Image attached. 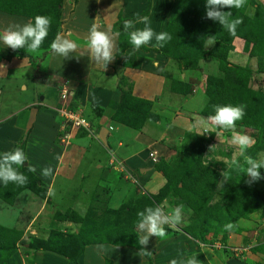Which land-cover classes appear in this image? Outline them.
I'll return each instance as SVG.
<instances>
[{"label": "rangeland", "instance_id": "374dc122", "mask_svg": "<svg viewBox=\"0 0 264 264\" xmlns=\"http://www.w3.org/2000/svg\"><path fill=\"white\" fill-rule=\"evenodd\" d=\"M32 1L43 2L41 0ZM179 2L180 0H178L176 9ZM105 4L103 3V5ZM95 5L94 0H61L60 13L55 15V8L53 9V19H51L48 36L35 54L28 53L23 48L13 51L0 42V64L7 65V70H0V129L5 127V131H7L0 130V153L21 147L29 157V162L37 169L35 173L25 170L24 167L20 169L28 177V183L23 187L13 183L8 185L0 183V233L3 232L2 230L6 231V233H2L0 240L5 238L12 243L16 236L19 237L15 242L16 250L13 252L19 256V259L14 261L15 263L21 259L31 261L32 254L37 251H52L64 256L57 251L61 250L74 255L76 251L72 252L65 248V243L69 239L73 240L76 234L79 236L76 240L83 244L100 242L117 245L121 242L119 234L127 230L133 236L132 242L136 244L138 236L141 235L137 230L139 219L137 213L147 207H154L162 203H166L169 208L183 204L185 206L183 221L175 228L165 225L168 233L167 240H177L178 235H184V228L194 224L196 218L205 213L204 208H215L218 209V212L210 220L203 239L199 240L187 234L196 244H200L199 251L192 249L193 251H189L187 257L197 256L200 264H216L220 260L223 263L231 261L235 250L225 245L232 233V228L226 230L225 225L233 223L232 225L236 224L235 226L240 229L239 220L246 219L251 222L250 227L247 225L248 228L244 227L241 231L235 232L245 236L246 244H251L254 240L257 242L264 240V206H260L255 211L244 210V215L236 217L233 210L232 213H229L228 208L226 209V205L233 206L234 203L232 204L230 198L223 192L226 179L229 177L235 183L264 193V180L261 179L249 186L245 182L247 177H244V172L238 167V165L243 168L247 167L244 163L247 157L254 159L264 157V150L255 151L254 149V144L259 140V131L236 123L234 129L221 132L218 138L215 133L217 129L208 121L209 116L205 115L202 109L199 118L195 117L198 119L197 122L192 125L187 122L174 123L181 129L171 134L165 132L161 138L162 148H155L157 145L152 148L151 151H157L152 157V164L156 171L161 172L158 175L159 178L151 175L144 180L140 178L137 171L132 170L131 172L129 170L131 168L127 164H120L119 160L117 161L114 157V160H111L112 158L107 155L108 151L106 152L105 143L107 144V142L104 143L98 139L100 123L99 117L96 118L95 111L101 116V120L107 121L109 117L111 118L112 113H115L111 108L112 101L108 103V106L93 105L90 109H84L81 102L85 94L92 96L93 99L101 96L102 89L100 83L97 82L99 76L94 73L90 76V86L87 85L89 70L86 65L91 57L90 52L86 51V49L89 51V35L85 36L84 34L89 33L88 25L94 20L101 28L115 33L114 25L122 19V13L116 5L103 7L100 13L96 10ZM41 10L42 7L36 11L35 16L41 15ZM151 10L150 3L139 5V9H137L138 12H141V17L147 16ZM144 12L146 14L143 15ZM232 12L236 15L241 13L242 17L246 16L250 21L258 16V12L259 15H264V0H246L243 8H233ZM30 13L34 15L33 11ZM130 19L135 20L136 16ZM30 20L32 19L29 16L0 10V32L16 25H23ZM256 23L251 22L250 25ZM189 30L192 34V27ZM210 32L208 31L201 46L194 41L193 36L190 37L182 51V54H186L184 51L191 49L186 54L187 59L178 62L170 58L177 63L178 76L182 71L188 72V85L194 84L196 82L194 79L199 80L200 77L205 79L203 84L206 85L207 75L226 76L227 71L219 68L218 61L207 56L198 57L201 53L200 49L207 52L213 47V45L205 47L209 37L216 41ZM57 35L67 36L78 44V49L71 53L72 58L65 59L51 51L50 45ZM129 40L130 37L125 34L124 42L123 40L122 42L130 44ZM262 44L264 45V43ZM115 45L114 55L118 56L117 52L121 47L119 36ZM248 51L249 48L246 47L245 40L235 37L232 39V50L228 52L227 59L236 66L234 69L239 68L238 66L248 69L247 72L240 70L236 73L246 81L249 90L264 93V72L257 70V61L264 60V56H250ZM92 61L95 62L91 59ZM136 64V62L129 61L125 66L130 68ZM95 65L93 69H96L99 74L105 71L103 66L96 62ZM168 68H161L159 74L166 77L172 89L180 90L181 86H176L173 75L171 77L170 73L166 71L170 70ZM175 77L177 76L175 75ZM128 79L124 75L122 84L123 88L131 93L132 83ZM104 85L110 86L111 84L107 82ZM62 95H64L63 98ZM63 104L81 110L93 132L79 127L70 132L69 139L62 136L63 131L60 127L57 109ZM33 107L37 108L38 113L32 126H28L30 111ZM145 108L143 106L140 109L143 112V110H147ZM148 110L146 113L153 114L151 109ZM122 111L124 110L121 107L115 116L124 118ZM151 114L145 120L139 115V118H131V121L139 123L140 127L147 119L149 121L157 119L155 115L156 118L151 117ZM205 128L209 129L207 133H205ZM201 133L204 134L201 135ZM87 134L92 135L91 139ZM240 136H248L254 141L253 145L243 152L233 140L234 137ZM202 138L208 139V144L201 160L205 166L218 173L215 190L209 195L204 187L205 184L203 186L197 182V188H188L186 182L183 181L189 177L197 164ZM80 142L82 145L86 144L87 149L94 151L90 158L91 161L85 165L82 163L80 166L84 167H78L77 172L76 169L74 170L77 166L75 163L72 169L67 168V173H62V168L56 164L59 160L57 149L61 148V153L67 151L68 153L64 154L65 157L67 156L73 161L80 153L79 149L73 145ZM45 160L53 168L54 177L45 178L41 175L40 162ZM160 162L162 163L159 169H163L164 172L157 168V164L160 165ZM173 170L184 175L180 180L183 182H177L173 178ZM58 172L59 174H57ZM262 172L264 173V168L261 169ZM156 179L158 180L155 181ZM159 180L161 181L159 182ZM192 199H195L194 203H196L198 212L189 205L190 203L187 204ZM203 201L204 203L201 205ZM76 215L84 218V221H75ZM224 216H227L228 220L220 224L221 218ZM5 218L10 220V226H5L2 222ZM150 239L154 243L147 245L146 249L151 252V255H144V262L154 264L151 257L153 255L152 248L155 247L156 250L164 239L155 236ZM50 240L56 246V251L35 250L32 246L38 242L44 243L43 246H46ZM134 244L132 246L136 247ZM202 247L207 252L205 257L200 250ZM207 247L211 250H207ZM244 253L245 251L238 257L242 258ZM135 256H131L130 259L136 260Z\"/></svg>", "mask_w": 264, "mask_h": 264}, {"label": "crops", "instance_id": "0c3cea01", "mask_svg": "<svg viewBox=\"0 0 264 264\" xmlns=\"http://www.w3.org/2000/svg\"><path fill=\"white\" fill-rule=\"evenodd\" d=\"M94 3L96 4V10L100 13L103 7L116 5L121 10L122 18L129 19L136 16V13H141L137 11L139 5L141 6L150 3L152 10L147 16L151 20L152 28L159 33L166 31L167 23L175 14L178 0H94ZM103 3L106 4L103 5ZM93 24L97 26L98 30H106L101 28V26H98L95 20L91 21L90 25H88V30H90ZM135 27L143 28L144 25L136 24ZM130 31H132V29H130ZM110 33L115 36V41H117L118 35L116 32ZM84 35L87 36L89 33ZM159 49L154 48L151 45H145L143 49L141 48L133 55L129 56V53L133 50V46L130 45L126 47L121 54L116 56V58L108 64V67L104 68L105 71L101 74H99L96 69H93L95 68L94 66H96L95 62H91V59H89L86 65L89 70L87 85L90 86V76L92 73L99 76L97 82H99L102 87L101 96L93 99L92 96L85 94L84 99L81 100L84 109H90L93 105H98L99 107L100 105L108 106L110 101H118L121 90L123 89L127 91L123 88L122 84V78L125 75L129 78L128 81L131 80L130 83H132L131 94L135 97L150 101L151 112L157 117V119L154 121H149L147 119L139 128H132L119 121L111 119L110 117L107 121L101 120V116L95 111L96 118L99 117L100 130L111 126V129H107L106 133L107 144L105 143V147L106 152L108 151L107 155L112 158L111 160L116 158L117 161L119 160L118 162L120 164H127L131 168L129 169L131 172L132 170L137 171L140 178L144 180L151 175H155V177L159 178L158 175L161 173L156 171L152 164L153 159L150 156V153H153L154 155L157 153V151H151L153 150L152 148L154 145H157L155 148L158 147V149H161V138H163L165 132L171 134L174 131L181 129L179 125L174 123L179 122L181 124L187 122L192 125V123L197 122L198 119H195V117L199 118L201 114L200 112L206 104L205 86L203 87V85H205L203 84L205 79L203 77H200L199 80L194 77L196 82H194L190 92H180L172 89L168 84L166 77L159 74L161 68L169 67L170 70L166 71L170 73L171 77L173 75V78L176 81H189L187 75L188 72L182 71L178 76L176 72L177 63L173 62V59H170L169 56L161 53ZM86 51L90 52L88 49H86ZM129 61L136 62V66L127 68L125 65L126 62L128 63ZM175 75L177 77H175ZM107 82L111 85H104V83ZM99 102L100 104H98ZM1 129L4 131L6 130L5 127ZM100 130L98 134H100ZM87 136L91 139L92 135L87 134ZM94 137L98 138L99 136ZM98 139H100V137ZM85 146L86 144L82 145L81 142L77 143V145H73V147L79 149L78 151L80 152L79 156L76 154L77 157L73 161L67 156L65 157L64 154L67 151L61 153L62 149H57L59 160L56 164L62 168V173H67V168L72 169L75 166V163L77 166H75L76 168H74V170L76 169L77 172L78 167H84L80 166L82 163L85 165V163L87 164L91 161L90 158L94 151L87 149ZM157 158L159 159L158 156ZM40 164L42 166L41 168L49 166L47 160L40 162ZM37 168L40 170L39 167ZM57 174H59V172ZM157 180L158 179L155 181ZM160 181L161 180H159V182ZM250 223L251 222L246 219H240L238 226L240 229H243L244 227L248 228L247 225L250 227ZM153 243L154 242L149 239L148 245ZM246 243L245 236L238 232H232L228 237L227 244L224 245L228 248H245L244 256L239 258L236 253H233L234 256L231 261L223 263L220 260L217 261L216 264H264V240H259L258 242L254 240L251 244ZM199 247L200 244H196V242H194V240H192L185 232L182 236L178 235L177 240H162L159 247L156 249L157 251L155 250V247L152 248V262L154 264H170L172 259H180L181 255L187 258L189 251L195 249H198L199 251ZM206 249L209 251L211 250L209 247ZM200 250H202L203 256L205 257L207 252H205L206 250H204V247ZM139 251L138 248L130 245L119 246L110 243L96 242L86 245L76 261H71L52 251H37L32 254L31 261L21 259V261L15 263L14 261L18 260L19 256L17 253H13L9 258L0 260V264H147L144 262L145 257L143 256V258L138 254ZM134 255H136V260L132 261L130 258Z\"/></svg>", "mask_w": 264, "mask_h": 264}, {"label": "trees", "instance_id": "16d2710c", "mask_svg": "<svg viewBox=\"0 0 264 264\" xmlns=\"http://www.w3.org/2000/svg\"><path fill=\"white\" fill-rule=\"evenodd\" d=\"M41 1L43 2L39 3V1L34 2L32 0H0V10L11 14L26 15L31 17L32 20L36 15V11L40 7H42V14L44 13V16H48L51 19H53L52 12L54 8L55 15L58 12L60 13L61 0ZM224 10L231 11L232 15L229 17L230 19L239 18L242 21V23L237 26L235 36L230 35L228 31L225 30L218 22L205 18L206 0H180L173 18L167 23L166 26L165 32H168L172 36V39L159 50L161 53L166 54L170 58H173L176 61L180 62L187 59L186 54H188L191 50L187 49L184 51L186 54H182L184 45L189 41L190 37L193 36L194 41L199 44V46H201L208 31H211L210 33H212V36L216 39L215 44L207 52H203L200 49L201 53L198 57L207 56L212 58L213 60L218 61L219 68L227 72L225 77H215L213 75H207L205 94L208 97V100L206 101V104L203 108V113L207 116L214 115L216 105H244L246 115L242 120L237 121L236 123L259 131V140L254 144V149L255 151H262L264 150V93H262L261 91L253 92L249 90L246 85V81L236 73L240 70L247 72L248 69L241 68L240 66H238L239 68L234 69L236 66L228 61L227 56L228 52L232 50V39L235 37H240L245 40V45L247 48H249L248 52L250 56H264V45L262 44L264 43V15L261 16L258 12V16L249 21L246 16L242 17L241 13L238 15L233 14L232 9L230 8H226ZM30 11H33L34 15L31 14ZM144 14H146V12H144L143 15ZM126 19L129 18H122L114 25V30L119 36V44L121 45L120 49L117 52L118 55L121 54L126 47L131 45L123 43L125 34L130 37V32H125L123 29V21ZM251 22L257 23L254 25H250ZM191 27L192 34L189 30ZM257 70L264 72V60L259 59L257 61ZM175 83L176 86H181L180 90L176 91L190 92L192 90L193 84L188 85L189 82L187 83L176 81ZM143 106H145V109L147 110H143L142 112L140 108ZM150 106V101L135 97L130 92L122 89L119 100L111 102V108L115 112L114 114L112 113L111 119L127 124L132 128H139L140 124L132 122L131 118H139V115H141L142 119L145 120L151 114L150 112L149 114L146 113L147 111H149L148 109H150ZM121 107L124 110L122 111L124 114V118L115 116L116 112L120 110ZM151 117L156 118L154 114H151ZM207 144L208 139L202 138L199 146V156L197 164L195 165L193 172L189 175V177L183 179V181L186 182V186L188 188H197V182H200L203 186L205 184L204 187L206 188V192L209 195L212 191L215 190L216 182L218 180V173L205 166L201 160L202 154L205 151ZM161 163L162 162H160V165L157 164L158 169L161 167ZM24 169L28 171L27 165L24 166ZM159 170H162L164 172L163 169ZM175 171L176 170L172 171L173 178H175L177 182H183L180 180L184 175H181L179 172ZM262 174L264 173L262 172ZM223 192L230 198L232 204L234 203L233 206H231L230 204L226 205V209L228 208V210L230 211L229 213H232L233 210L236 213V217L244 215V210L255 211L259 209L260 206H264V193L249 187H245L244 185L237 182L235 183V181L231 180L229 177L226 179ZM194 200L195 199H192L190 202H187V204L190 203L189 205L194 207V210H197V206L196 203H194ZM203 203L204 201L201 203V205ZM203 210L205 211V213L198 216L194 224L188 226L187 228H184V231L187 234L199 240L203 239V237L206 235L207 228L210 225V220L213 218V215L217 214L218 212V209H212L209 207L204 208ZM74 218L75 221H84V218L79 215H76ZM221 219L222 221L220 222V224H223L227 222L228 217L224 216ZM229 221L232 222V220ZM235 225H233L231 232L241 231V229H239ZM2 231V233H6V231ZM126 232L127 230L124 231V233L119 234L121 235V242L117 245L132 246L134 244L132 242V234ZM2 233H0V237ZM78 237V234H76L73 240L69 239L65 243V248L72 252L76 251L74 255L61 250L57 251L59 253H62L67 259L76 261L78 255H80L83 252L84 247L88 245L87 243L83 244L81 243V241H77L76 238ZM18 238L19 237L16 236L12 243L5 238L3 240H0V260L7 259L13 254V252L16 250L15 242ZM52 243V240H50V242L46 243V246H43L44 243L39 242L36 245L35 243L32 244V246L35 250L56 251V246H54ZM134 246L138 247L139 249L141 248V245L138 242L134 244Z\"/></svg>", "mask_w": 264, "mask_h": 264}, {"label": "clouds", "instance_id": "9594fccd", "mask_svg": "<svg viewBox=\"0 0 264 264\" xmlns=\"http://www.w3.org/2000/svg\"><path fill=\"white\" fill-rule=\"evenodd\" d=\"M245 4L246 0H206L205 18L218 22L230 35L235 36L237 26L242 21L239 18L230 19L229 17L232 15L231 11H225L224 9H241ZM136 24H143L144 27L136 28ZM50 26V17L37 15L33 20L23 25H16L15 27L8 28L6 31L0 32V42L13 51L23 48L28 53L35 54L47 38ZM123 29L125 32L132 29L130 31L129 43L133 46V50L129 53V56L145 45H151L157 49L162 48L172 39V36L168 32H156L151 26L150 18L146 15L141 17L139 13H136L135 20H124ZM214 44L215 41L209 37L205 47ZM115 47V36L110 31L98 30L95 24L91 26L88 37V48L92 60L106 68L116 58L114 55ZM50 49L55 55L70 59L72 58L71 53L78 49V44L67 36L62 37L57 35L50 45ZM0 70H7V65L0 64ZM245 115L244 105H216L215 114L209 116L208 121L217 129L215 133L219 138L221 132L234 129L236 122L242 120ZM208 131L209 129L205 128V133ZM203 134L201 133V135ZM233 140L242 152L246 151L254 143L248 136L234 137ZM26 163L28 171L35 173L37 170L36 166L29 162V157L23 148L16 147L0 153V183L3 185L13 183L20 187L27 185L28 177L20 171ZM244 163L247 165L246 168L239 165L238 167L244 172V177H247L245 182L249 186L264 179V174L261 173V169L264 168V157L259 159L247 157ZM41 175L45 178L54 177V170L51 166H45L41 169ZM184 215L185 206L183 204L169 208L166 203H162L140 211L138 213L137 230L141 233L138 236V243L142 247L138 254L140 256L151 255V252L146 249L150 237L155 236L160 239H167L168 233L165 225L175 228L176 225L183 221ZM2 222L5 226H10L9 219L5 218ZM232 227L231 223L225 225L226 230H230ZM170 264H200V261L195 255L187 258L181 255L180 259H172Z\"/></svg>", "mask_w": 264, "mask_h": 264}, {"label": "built area", "instance_id": "2783aa9c", "mask_svg": "<svg viewBox=\"0 0 264 264\" xmlns=\"http://www.w3.org/2000/svg\"><path fill=\"white\" fill-rule=\"evenodd\" d=\"M64 95H62V98ZM59 118H60V127L62 132V136L68 138L70 132L74 129H78L79 127H83L86 131L90 130V123L86 119V117L81 113V110H76L69 107L66 104L60 105L57 109ZM67 125V126H66ZM65 128H68L65 130ZM108 129H111V126H108ZM69 139V138H68ZM151 157H154L153 153H150ZM235 253L240 256L241 253L244 252L245 248H233Z\"/></svg>", "mask_w": 264, "mask_h": 264}, {"label": "water", "instance_id": "95a60500", "mask_svg": "<svg viewBox=\"0 0 264 264\" xmlns=\"http://www.w3.org/2000/svg\"><path fill=\"white\" fill-rule=\"evenodd\" d=\"M36 113H37V108L33 107L30 111L29 120L27 123L28 126H32L33 121H34L35 116H36ZM106 133H107V128H102L100 130L99 137H100L101 141L104 143L106 142Z\"/></svg>", "mask_w": 264, "mask_h": 264}]
</instances>
